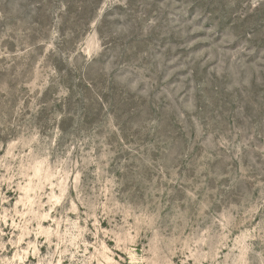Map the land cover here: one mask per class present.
<instances>
[{
  "label": "rangeland",
  "instance_id": "1",
  "mask_svg": "<svg viewBox=\"0 0 264 264\" xmlns=\"http://www.w3.org/2000/svg\"><path fill=\"white\" fill-rule=\"evenodd\" d=\"M0 264H264V0H0Z\"/></svg>",
  "mask_w": 264,
  "mask_h": 264
}]
</instances>
